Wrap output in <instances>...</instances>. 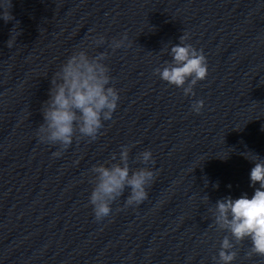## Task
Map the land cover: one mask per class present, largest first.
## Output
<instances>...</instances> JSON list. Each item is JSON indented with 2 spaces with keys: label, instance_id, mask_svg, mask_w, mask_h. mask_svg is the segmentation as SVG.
I'll return each mask as SVG.
<instances>
[{
  "label": "clouds",
  "instance_id": "clouds-1",
  "mask_svg": "<svg viewBox=\"0 0 264 264\" xmlns=\"http://www.w3.org/2000/svg\"><path fill=\"white\" fill-rule=\"evenodd\" d=\"M9 5L10 0L2 13L5 22L13 19L8 11ZM17 35L19 33L15 32L7 41L9 48L15 45ZM188 39V34L183 33L180 43L169 50L171 62H165V66L155 69V74L161 80L182 88L185 96L195 95L194 86L198 81L206 79L208 74L203 50H197L192 44L186 43ZM127 40V33H124L122 38L113 39L110 47L113 51L125 47ZM93 43L103 45L105 37L101 35L93 38ZM107 58V52L90 56L86 50L79 49L52 76L49 98L41 107L43 123L37 128L36 136L40 143L59 146V150L52 153L54 158L62 154L61 150H67L74 138L96 140L104 127V121L112 119L120 96L118 90L111 86L110 68L104 62ZM203 107V100L195 101L191 106L197 114ZM134 146L121 145L118 156L113 152L110 160L91 168L93 176L90 182L94 187L89 196V204L96 221L111 215L112 203L124 194L125 189H130L125 207L139 206L148 199L147 189L158 172L147 166L130 169L129 156ZM136 160L143 165L155 164L150 150L138 153ZM249 160L254 162L250 172V186L259 185L251 198L247 194L237 199L228 196L217 200L214 208L210 209L218 230L228 231L232 238L227 235L223 238L218 253L219 264H232L238 254L234 250L235 246L245 240L251 242L246 254L248 258L253 255L264 257V159L254 154V158ZM204 199L208 201L206 195Z\"/></svg>",
  "mask_w": 264,
  "mask_h": 264
}]
</instances>
